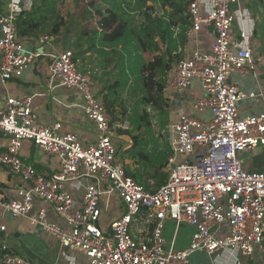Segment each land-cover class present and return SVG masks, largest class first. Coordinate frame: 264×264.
<instances>
[{"label":"built area","instance_id":"built-area-1","mask_svg":"<svg viewBox=\"0 0 264 264\" xmlns=\"http://www.w3.org/2000/svg\"><path fill=\"white\" fill-rule=\"evenodd\" d=\"M2 1V83L21 77L30 64L42 59L51 89L64 87L82 95L81 107L96 136L84 143L76 131H65L61 121L43 125L33 94L7 97L0 108V132L10 140L0 151V172L8 169L21 185L15 198L0 196V212L27 217L61 248L84 251L88 264H189L196 252L210 257L200 264H244V257L253 255L264 240V162L251 169L242 160L257 147L264 150V111L240 112L239 103L249 96L229 81L233 72L255 73L254 55L246 45L249 35L232 31L236 15L231 7L242 0H209L210 9H205L207 0L189 3L191 30L211 26L216 36L209 52L197 48L170 71V87L182 91L197 79L203 96L194 101V113L180 114L163 128L154 123L171 145L163 184L147 174L142 181L127 174L118 158L112 117L92 73L79 67L73 49L57 46L51 33L28 38V43L19 39L20 0ZM149 4L156 8L153 15L170 19L159 0ZM136 5L137 0H123L121 8L137 17L146 6ZM172 29L178 36L180 25ZM205 111L209 118L200 116ZM118 127L129 130L131 119L126 117ZM28 140L56 159L51 175L22 158ZM192 155L196 161L183 160ZM73 184L83 189L80 196ZM168 220L177 228L182 223L193 228L186 248L167 247ZM6 231L0 221V232ZM0 264L34 263L6 252Z\"/></svg>","mask_w":264,"mask_h":264},{"label":"crops","instance_id":"crops-1","mask_svg":"<svg viewBox=\"0 0 264 264\" xmlns=\"http://www.w3.org/2000/svg\"><path fill=\"white\" fill-rule=\"evenodd\" d=\"M122 1L123 0H118L119 7H117L119 11L124 14L121 8ZM107 2L108 0H104V3L100 4L98 2V4L103 6L107 5ZM205 5V9L211 8L209 0L205 2ZM28 6L29 5L26 1H19L20 11L29 9ZM231 8L236 15L232 31L238 34L242 30H245L249 35L246 40V45L251 48L254 55L255 73L243 75L239 72H233L229 77V81L237 85L249 96L239 103L240 112L258 113L264 111V0H242L240 5L236 3L233 4ZM4 10L3 1L0 0V12ZM168 10L170 11V9ZM124 15L127 16V14ZM79 22V27H81V29L75 41L72 39L69 40L65 36L63 38L61 32L59 38L54 35L55 42L60 48L73 49L79 67L92 73L97 90L102 91L107 86H112L122 78L119 59L117 58V55L113 54V51L116 49L118 52L126 56L121 47L138 46L136 43L127 46H124L122 42H119L118 44L103 43V41L98 38V35L95 38V41H93L90 38V32L84 33L82 31V23L81 21ZM180 28L181 31L178 35L183 33L184 43L182 45L179 44L175 52L180 54V59L190 57L193 51L197 48L203 52L210 51L216 36L213 27L202 26L199 31H192L191 26L184 29L180 24ZM43 33L50 32H47V30L44 29L42 32H39L38 35ZM250 35L252 36L250 37ZM25 41L28 43V38L25 39ZM241 44L243 45L242 42ZM160 45L161 47H165L161 42ZM105 47L108 48L106 49ZM136 51L137 52L133 53L135 59L138 57L142 59L143 55H147V53H142L140 50ZM145 62H148V60ZM137 64L138 60H134L133 58L131 66L136 67ZM129 74L131 75V71ZM129 82L132 83L133 81L129 79ZM126 90H128V88H126ZM31 94L35 95L33 106L37 110L40 122L43 125H52L57 121H61L65 131H76L84 143L91 142L95 139L96 132L94 125L87 118L81 107L82 95L64 87L51 89L49 78L45 74L44 62L42 59H38L30 64L21 77L12 78L5 83H2L0 80V108L4 107L6 99L9 96L22 97ZM165 96L169 101L168 122H171L178 117L177 114L194 113V101L203 96V91L200 81L197 79L193 81L190 87L182 91L170 87L168 81ZM121 98L122 99H119V104L116 103L115 105L117 112L121 111L122 106H125L127 109L133 107L127 103V99H125L124 96H121ZM124 112L123 115H120V120L111 125L115 140L120 138L124 143L118 150V158L124 163L126 171H130L137 180L142 181L143 175H150L149 172H153V168L144 160H140L136 153L131 154L130 150H127L133 145V138L130 135H118V132H116L119 128L118 126L124 120H122V117L124 115L128 116L129 111L127 115L126 111ZM132 113L134 114L133 111ZM133 114L131 116H133ZM200 116L209 118L210 113L205 111L201 113ZM133 126V123H131L130 129L134 128ZM166 136V148L160 145L159 140L158 143L161 149L168 151L169 155L171 153V145L168 135ZM9 140V135L0 132V151L7 148ZM251 153L257 155L255 160L244 159V155H242V160L245 162V166L251 169L260 167L264 162L263 147H257ZM21 154L25 161L35 165L38 171L42 173L51 175L57 168L56 159L43 154L31 141H25ZM165 169L166 166L163 170L166 171ZM0 185V196L5 197L6 199H12L16 197L15 190L21 185V181L19 177L15 176L7 169L0 172ZM72 187H74L73 190L76 196L82 194L83 189L78 188L77 184H73ZM7 214L11 213L2 214L0 212V221L7 226L6 232H0V244L6 243L11 253L17 254L34 264H88V258L84 251L80 249L70 251L61 248L56 239L43 233L39 227L32 225L27 217H25L26 219L24 220L30 224L28 225L30 226L28 227V230L30 231L19 228L20 226L12 227L5 221V218L8 216ZM108 222V219H106L104 225L107 226ZM181 226L182 225L177 228L174 222H166L164 237L166 239L167 247L173 245L176 249H184L190 244L193 228L187 225L189 229H184V231L181 232ZM260 246V248L258 247L255 250L253 255L243 260L244 264H264V240ZM197 254L201 255L199 256V261L196 260ZM206 259L207 257L203 252H196L191 256L189 264H200L202 261H206Z\"/></svg>","mask_w":264,"mask_h":264},{"label":"trees","instance_id":"trees-1","mask_svg":"<svg viewBox=\"0 0 264 264\" xmlns=\"http://www.w3.org/2000/svg\"><path fill=\"white\" fill-rule=\"evenodd\" d=\"M60 1L65 2V0ZM152 1L137 0L136 7L146 6V10L135 17L122 14L118 9V0H108V4L103 6L99 5L97 0H88V7L82 11L80 18L82 31L90 32V38L93 41L98 35V38L107 44H118L119 42H122L124 46L137 44L138 47H121L127 60L126 56L116 49L113 51L119 59L122 78L112 86H107L102 91L99 90L98 94H103V100L112 116L111 125L121 118L116 114L115 105L119 104V99H122L121 96L126 88L137 97L136 103L134 102L136 105L133 106L136 128L123 130L119 127L116 132L118 135L128 134L133 138V145L127 150H130L131 154L136 153L140 160L150 165L153 168V172H149L150 176L154 177L158 184H163L167 180V173L163 169L167 164L168 151L160 148L156 137L152 136L149 139L145 134V128L151 126L154 128L151 120L152 112L159 111L161 114H168L169 101L165 96L168 76L175 62L181 58L180 54L175 52L179 44L184 43L183 33L174 37L172 28L180 24L184 29L191 26L187 8L192 0H159L164 7L170 9L169 20L153 15L156 8L149 4ZM58 2L59 0H41L36 6L22 10L17 18L18 38L25 40L37 37L39 32L44 30V19L54 14L49 32L59 38L73 13L71 10L55 12ZM160 42L165 47H161ZM136 50L152 55L148 62H144L137 68L131 66L133 58L134 60L140 59L139 57L135 59L133 55L137 52ZM130 71L135 73L132 83L129 82ZM167 122L163 121L162 126ZM131 123H133L132 118ZM127 174L132 175L130 171H127ZM6 252H10V249L3 250L0 244V256Z\"/></svg>","mask_w":264,"mask_h":264},{"label":"rangeland","instance_id":"rangeland-1","mask_svg":"<svg viewBox=\"0 0 264 264\" xmlns=\"http://www.w3.org/2000/svg\"><path fill=\"white\" fill-rule=\"evenodd\" d=\"M22 2L26 1L27 4L29 5L28 7L31 8L33 5L36 6V4H39L41 2V0H21ZM88 0H65V2H62L59 0V4H58V7L56 8L55 12L57 11H61L62 12H65L66 10H71L72 11V16L70 18V21H69V24L62 30V36L64 38V36L66 38H68L69 40H73L75 41L77 39V36L79 35V31L81 29L80 26V22L81 21V13L82 11H84L87 7H88ZM98 2L101 4V3H104V0H98ZM55 15V14H54ZM54 15H51L49 16L48 18L44 19V29L47 30V32H49V28H50V23L52 22V20L54 19ZM138 19V18H137ZM72 49V48H71ZM151 54H148L147 55H143V58L141 59H138V64L136 65V68L138 66H140L141 64H143L146 60H150L151 59ZM135 68V70H136ZM135 77V73H131L130 75V80L133 81ZM122 96L125 97V99H127V103L130 104L131 106H135L136 104V96L135 95H132V93H130L129 90H126L124 91V93L122 94ZM135 102V103H134ZM121 107V105H120ZM141 108L143 106H140ZM125 108V106H122L121 107V111L120 112H116V114L118 115H123V112L126 111V115L128 113L129 110H132L134 112V107L130 108V109H127ZM149 110H151L150 108H148ZM125 114V112H124ZM133 114V113H132ZM132 114H129L128 113V116H123L122 117V120L125 119L126 117L128 118H132V121H133V127H135V123H136V117H135V113L133 114V116H131ZM152 117H151V120L153 121V123H159L160 124V127L163 128L164 126H162V122L163 121H168V114H161L159 111H154L153 113H151ZM177 116H179V114H177ZM119 120V119H118ZM143 123V122H142ZM158 129L156 128H153L152 126L149 128H145V134L146 136L150 139L152 138V136L156 137L159 141H160V145L165 147V143H166V138L167 136L165 135V133H162V131H157ZM115 131V130H114ZM29 141V140H28ZM116 141V144L118 145L119 149H120V146L123 145L124 143L120 140V138H117ZM32 142V141H31ZM166 148V147H165ZM165 150V149H164ZM249 154L245 153L243 158L245 159H252V160H255V158L257 157V155L251 153V152H248ZM188 158H192L196 161V158L194 155L192 156H185L183 157V160L185 159H188ZM7 218H5V221L12 227H15V226H20L19 228H23L25 229L26 231H30L28 230V224L25 217L24 218H18V217H14L12 216L11 214H7ZM168 221H171L172 223L174 221L172 220H168ZM175 223V222H174ZM181 232L184 231V229H189V227H187V224L185 223H182L181 224ZM167 230V229H166ZM170 230V229H169ZM14 236V235H12ZM166 238H167V231H166ZM13 240V239H12ZM261 247V246H260ZM259 247V248H260ZM204 255L207 257L206 261H202V262H209L210 259L209 257L207 256L206 253H204ZM199 254H197L196 256V260L199 261ZM245 258L247 257H244L243 260H245ZM209 259V260H208Z\"/></svg>","mask_w":264,"mask_h":264}]
</instances>
